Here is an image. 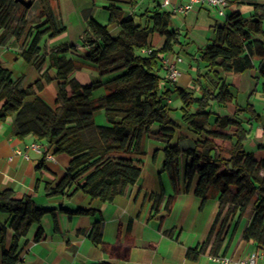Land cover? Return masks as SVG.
Here are the masks:
<instances>
[{
    "label": "trees",
    "instance_id": "16d2710c",
    "mask_svg": "<svg viewBox=\"0 0 264 264\" xmlns=\"http://www.w3.org/2000/svg\"><path fill=\"white\" fill-rule=\"evenodd\" d=\"M138 3L139 0H130L129 5L134 8ZM51 4L52 0H38V22L29 23L28 7L21 1L0 0V32L18 39L25 37L21 57L41 74L34 85L23 88L22 80L15 81L12 72L0 62V119H14L19 139L32 136L54 148V155L70 158L60 181L54 187L47 184V196L82 190L93 199L112 203L138 182L145 165L144 142L155 139L164 145L163 169L177 192L183 183L190 191L197 178L194 194L202 200V207L212 198L219 202L207 239L189 250L187 257L197 260L209 247L210 256H219L228 225L236 218L235 232L249 212L253 219L243 239L264 251V158L258 160L255 153L245 150L250 132L246 125L255 111L247 104L245 108L237 107L233 114L226 112L235 97L233 86L225 77L257 69L264 80V2L253 4V14L246 17L240 10L241 0H230L232 9L225 22L214 25V39L198 58H193L197 63V93L176 87L171 81L164 82L166 79L160 74L161 56L182 45L181 32L172 27V13L161 4L137 18H122L117 35L94 18L87 21L82 39L87 53L83 58L98 70L101 78H106L88 85L73 77L77 65L67 54L75 53V46L60 44L47 52L46 43L42 45L45 38L52 40L66 32V27L57 22ZM105 10L110 13L109 23L121 15L114 4ZM155 34L165 38L159 50L152 49L151 38ZM49 69L56 71L54 79L58 83L55 108L40 99L26 103L28 97L36 94L35 90L42 91L53 80ZM100 90H104V95L94 99ZM172 96L183 103L181 121L197 135L188 146L171 144L176 124L167 102ZM97 110L104 111L107 126L95 124ZM260 149L264 151V147ZM182 156L187 160L183 179ZM45 157L46 153L36 167L39 172L46 170ZM153 200L157 212L163 195L153 196ZM0 210L11 216L8 228L13 232L11 247L6 248L7 228L0 229L2 264H23L19 241L33 226L38 227L34 241L44 240L41 223L45 216L52 215L57 228L56 213L37 206L31 196L17 199L11 190L1 192ZM66 213L70 217L98 215L99 220L89 233L91 241L111 257L128 259L127 248L103 241L101 212L78 209Z\"/></svg>",
    "mask_w": 264,
    "mask_h": 264
},
{
    "label": "crops",
    "instance_id": "0c3cea01",
    "mask_svg": "<svg viewBox=\"0 0 264 264\" xmlns=\"http://www.w3.org/2000/svg\"><path fill=\"white\" fill-rule=\"evenodd\" d=\"M62 1L52 0L51 8L57 22L64 25ZM64 1L69 2L70 0ZM72 1L78 9L82 7L80 15L84 16L81 17V28L74 37L75 39H71L72 36L66 27L68 30L64 34L52 40L45 38L42 45L46 43L47 52L60 44L75 46L76 52L67 54V58L75 60V63L82 61L84 64L82 70L89 72V76L86 77L87 82L106 80V78L99 77L97 69L83 58L87 49L80 39H83L87 21L94 18L101 24L108 25L109 31L115 35L119 32L118 27L122 18L130 15L137 18L162 3V0H139L136 7L131 8L130 0ZM241 2L242 7L247 8L251 16L254 10L253 4H262L264 0H241ZM246 2L252 6L247 7L244 5ZM185 3V0H171L170 6L162 8L172 13L174 29L180 32L187 30V37L193 38L192 41L198 51L195 47L194 50L199 55L201 50L214 39V25L223 24L225 19H213L211 11L201 6H194L187 13H174L175 6ZM112 4L120 8L121 15L117 16L114 22L109 23L110 13L105 10V7ZM25 5L28 7L27 20L30 23V13L33 11L36 14L39 13L38 0H35L34 4L25 2ZM231 9L229 7L228 11ZM145 22L146 19L142 24L144 25ZM83 24H85L84 29ZM24 39V36L18 39L6 32H0V62L12 72L15 81L24 78L22 86L26 88L36 83L41 74L37 73L36 69L28 65L21 57L25 44ZM151 43L152 49L159 50L164 46L165 38L155 34L151 38ZM183 50V45L176 46L173 53L163 54L161 58L165 65H174L179 71L177 81L173 82L176 87L197 93L191 76L193 72H196L192 59L197 56L193 55L190 62H186L181 56L185 53ZM190 52H192L191 49ZM77 71L73 77L84 85L86 81L78 78ZM168 72L166 67L162 66L160 74L166 79L164 82L170 81ZM48 74L54 80L56 71L49 69ZM225 77L227 82L232 84L235 97L226 112L233 114L237 107L245 108L247 104L253 106L255 115L252 118L248 115L251 121L246 125L250 132L245 142V150L248 153H255L257 159L261 160L264 158V151L260 149L264 147V92L262 91L264 80L259 76L257 69L249 70L239 76L225 75ZM55 85L56 83H51L42 91L35 90L36 97L50 108H54L57 98L53 93ZM103 95L104 90H100L95 94L94 99ZM34 101L32 97L31 101L26 100V103L30 104ZM167 104L170 116L176 124L175 136L171 144L180 143L188 146L197 139V135L181 121L183 103L178 97L172 96ZM94 121L97 126H104L102 125L105 123L102 110L95 111ZM32 144L40 146L39 152L30 148ZM144 146L145 165L138 182L131 186L124 195L116 197L112 203H103L98 199H93L82 190H71L68 195L48 197L47 184L50 183L54 187L60 181L67 172L70 158L64 155H54V148L44 142L36 141L32 136L19 139L15 135L14 119L8 118L5 121L0 119V193L11 190L17 199L31 196L37 206L56 213L57 228H55V219L52 215H47L42 220L41 226L46 234L44 240L34 241L38 227L33 226L27 236L19 241L23 264H214L209 253L211 247L197 260L189 259L187 254L189 250L197 248L207 239L218 211V200L209 199L202 207V200L194 194L197 178L193 181L190 191H187L183 183L181 191L177 192L171 181L166 182L163 175L165 154L162 153L164 152L162 142L146 139ZM44 153L53 154L54 159H46V170L39 172L36 167L42 161ZM152 156L153 164L151 163ZM186 161V157L182 156L180 160L182 179ZM158 195H163V200L156 212L153 209V196ZM78 209H93L101 212L103 241L123 249L127 248L129 250L128 259L111 257L96 246L91 241L89 233L95 222L99 220V216L70 217L66 213V211L75 212ZM252 219L253 213L249 212L241 219L235 232L236 218L228 225L219 257L239 260L253 253H264L258 249L256 243L246 242L243 239V234ZM10 222L11 216L0 210V229L7 228L6 248L11 247L13 240V232L8 228ZM0 264H2L1 248ZM259 264H264V262L259 260Z\"/></svg>",
    "mask_w": 264,
    "mask_h": 264
},
{
    "label": "rangeland",
    "instance_id": "374dc122",
    "mask_svg": "<svg viewBox=\"0 0 264 264\" xmlns=\"http://www.w3.org/2000/svg\"><path fill=\"white\" fill-rule=\"evenodd\" d=\"M18 1H21L24 5H25V2L26 3H28V4H30L31 2H33V4H34V1L35 0H18ZM244 5H246L247 7L248 6H252L251 4H249L248 2H246V3H244ZM61 8H62V14H63V19H64V25H65V27H67L68 29H69V34L72 36V40L73 39H75L74 37L78 34V31H79V29L81 28V20H82V18L84 17L83 15H80V10L82 9V7L80 8V9H78V7H76L75 6V4L73 3V1L72 0H70L69 2L68 1H62V3H61ZM242 12H243V14L246 16V17H249V15H250V12H249V10L247 9V8H243L242 7ZM211 17L213 18V19H217V20H223V18H220V17H218V16H216L215 15V13L214 12H211ZM82 17V18H81ZM87 17V16H86ZM31 22H38L37 20H38V16H37V14L33 11V12H31L30 13V19H29ZM84 27H85V24H83V29H84ZM68 29H66V30H68ZM189 31H191V30H189ZM187 30H184V31H181V37H180V42H181V44L183 45V47H184V54L183 55H181L183 58V60L184 61H186V62H190V60L192 59V56L193 55H195V56H197L196 58H198V54H197V52H195V50H194V47H195V49L197 48L195 45H194V43H193V38H191V36L188 38L187 37ZM115 35H117V34H115ZM182 38V39H181ZM191 38V39H190ZM75 41V40H74ZM80 42L82 43V39H80ZM193 46V47H192ZM190 49L192 50V52H190ZM177 49H175V51H176ZM197 50V49H196ZM198 51V50H197ZM78 61V60H77ZM192 61H193V65H194V67L195 68H197V63H196V61H194V59H192ZM80 63H76V65H77V75H78V78H82V79H84L85 81H86V77L87 76H89V72H87V70L86 71H83L82 69H83V67H84V64L82 63V61H79ZM29 65V64H28ZM31 66V65H30ZM95 68V67H94ZM98 71V70H97ZM36 72L38 73V71L36 70ZM119 73H115L114 75H118ZM198 73H196V72H193L192 73V78H193V80H195L196 78H198V75H197ZM100 77V76H99ZM21 80H22V83L24 82V78H21ZM94 82H96V80L95 81H89V82H85V84L84 85H88V84H92V83H94ZM51 83H56V85H55V90L53 91V93H54V97L56 98V96H57V81L54 79V80H52L50 83H48L47 85H46V87L47 86H49ZM34 84H35V82H34ZM34 84H32V85H34ZM195 84V83H194ZM32 85H30V86H32ZM30 86H28V87H30ZM28 87H26V88H28ZM56 95V96H55ZM32 97H33V99H38V97H36V95H33V96H30V97H28L26 100L27 101H31V99H32ZM41 100V99H40ZM56 106V105H55ZM55 106H54V108H55ZM102 115H103V117H104V120H105V123L104 124H102V125H104V126H107L108 125V122H107V120H106V118H105V115H104V111H102ZM226 146H228V145H226ZM148 149H149V147H148ZM158 149V148H157ZM153 151V150H152ZM154 153L156 154V150L154 149ZM163 154H165L164 152H162ZM60 155H64V156H67V155H65V154H60ZM68 157V156H67ZM153 158V156L151 157V159ZM151 163L153 164V159L151 160ZM163 175H164V178H165V180H166V182H168L169 181V183H170V177H169V175H168V172L167 171H164L163 172Z\"/></svg>",
    "mask_w": 264,
    "mask_h": 264
},
{
    "label": "built area",
    "instance_id": "2783aa9c",
    "mask_svg": "<svg viewBox=\"0 0 264 264\" xmlns=\"http://www.w3.org/2000/svg\"><path fill=\"white\" fill-rule=\"evenodd\" d=\"M184 5H177L174 7V13H187L194 6H201L208 8L211 12H214L216 16L225 19L227 16L228 9L230 7V0H185ZM162 7H168L171 5V0H162ZM150 53V51H148ZM181 61V60H179ZM160 63L162 66L166 67L169 71L168 79L172 82H176L180 73L174 65H165L163 59L161 58ZM31 149H34L39 152L40 146L38 144H32ZM21 154V152H18ZM47 160H53L54 155L47 153ZM259 260L264 262V253H253L250 254L247 258L232 260L228 257H211V261L214 264H259Z\"/></svg>",
    "mask_w": 264,
    "mask_h": 264
}]
</instances>
